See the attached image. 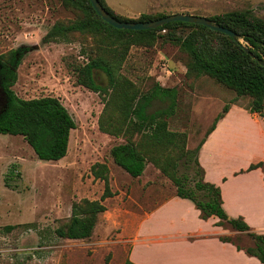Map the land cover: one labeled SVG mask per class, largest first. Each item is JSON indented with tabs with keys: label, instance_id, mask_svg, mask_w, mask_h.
<instances>
[{
	"label": "rangeland",
	"instance_id": "rangeland-1",
	"mask_svg": "<svg viewBox=\"0 0 264 264\" xmlns=\"http://www.w3.org/2000/svg\"><path fill=\"white\" fill-rule=\"evenodd\" d=\"M104 1L117 17L131 21L141 15L210 18L238 11L264 20V0ZM78 17L79 13L64 8L61 0H0V55L28 49L17 69L12 88L15 95L23 100L57 98L76 124L70 133L67 155L58 162L39 161L21 136L0 135V264H123L132 248V216L139 211L141 196L138 185L157 187L159 200L175 190L170 180L150 163L141 180L130 177L113 163L110 150L125 144L126 139L99 132L98 120L107 96L80 86L75 73L89 57L118 51L115 63L110 61L115 64L116 74L139 93H147L160 82L164 88L175 89L177 105L174 115L167 119L168 129L187 135L189 151L199 146L224 106L245 110L252 100L248 96L237 97L234 91L207 76L188 77V57L178 47L164 42V38L152 47H121L79 34H72L68 41L42 42L55 23L67 24ZM160 35H165V31ZM161 62L169 67L170 76L159 69ZM94 79L98 86L108 88L109 79L103 73L96 72ZM168 104L155 101L149 111L162 110ZM131 140L136 142L139 137ZM95 163L109 169L113 196L103 202L106 211L99 215L89 239L59 238L56 230L69 222L73 205L82 200H99L103 194L104 183L90 174ZM189 175L194 181L193 171ZM7 226L15 228L7 231ZM230 239L240 246H250L244 236ZM142 253L149 261V250ZM163 258L161 254L153 255L152 262L160 264Z\"/></svg>",
	"mask_w": 264,
	"mask_h": 264
},
{
	"label": "trees",
	"instance_id": "trees-1",
	"mask_svg": "<svg viewBox=\"0 0 264 264\" xmlns=\"http://www.w3.org/2000/svg\"><path fill=\"white\" fill-rule=\"evenodd\" d=\"M98 1L111 17L120 22H149L166 17L141 15L138 20L121 19L106 6L104 0ZM61 2L64 8L78 12L79 17L67 24L55 23L43 37V43L68 41L72 34H79L92 39L101 38L103 42L121 47H152L164 38V42L178 47L188 57V77L207 76L234 91L237 97L248 96L252 100L245 110L264 119V67L255 61H264V20L242 11L208 18L212 23L237 34V40L200 25L181 22L147 31H126L116 30L104 23L88 0ZM183 30L186 32L180 35L178 32ZM162 31H165V35H160ZM27 50H11L0 55V135L21 136L39 161L58 162L67 155L70 133L76 129V124L57 98L23 100L15 95L12 88L17 81V69ZM117 56L118 51H114L100 57H89L87 63L75 69L80 86L107 96L98 120L99 132L126 139L125 144L110 150L113 163L135 179L143 175L147 163L152 164L173 184L176 197L189 200L195 206L202 220L218 218V226L227 225L234 231L244 233L251 240V245L240 246L225 237L220 238L221 242L233 244L238 251L264 264V235L252 232L242 218H229L222 208L219 187L204 182V171L198 163V152L203 141L194 151H189L186 149L187 135L168 129L167 119L174 115L177 91L155 83L147 93H139L132 84L116 74L114 63ZM96 72L107 76L108 88L97 85L94 79ZM155 101L169 104L162 110L150 113ZM229 109L228 105L223 107L205 136L214 130L216 123ZM135 136L139 137L136 142L131 140ZM258 168L263 170L264 181V163L252 164L246 172ZM190 171L197 178L194 181H191ZM90 174L94 180L104 183L103 194L99 200H82L73 205L69 222L56 230L59 238L89 239L99 215L106 211L103 202L113 196L109 187V169L105 164L95 163L90 168ZM14 228L7 226L5 230ZM123 264L133 263L126 259Z\"/></svg>",
	"mask_w": 264,
	"mask_h": 264
},
{
	"label": "crops",
	"instance_id": "crops-1",
	"mask_svg": "<svg viewBox=\"0 0 264 264\" xmlns=\"http://www.w3.org/2000/svg\"><path fill=\"white\" fill-rule=\"evenodd\" d=\"M202 141L198 163L203 179L219 187L225 214L242 218L252 232L264 235L263 170L246 172L250 165L264 163V119L232 106ZM138 186L139 211L132 216L128 256L133 264H153L152 256L160 254L164 255L160 264H261L233 244L220 241L223 237L247 238L244 233L218 226L216 217L202 220L195 206L176 197L175 190L159 200L157 187ZM142 250H149V261Z\"/></svg>",
	"mask_w": 264,
	"mask_h": 264
},
{
	"label": "water",
	"instance_id": "water-1",
	"mask_svg": "<svg viewBox=\"0 0 264 264\" xmlns=\"http://www.w3.org/2000/svg\"><path fill=\"white\" fill-rule=\"evenodd\" d=\"M88 1L91 7L93 8V10L95 11V13L97 14V16H99L104 23L108 24L109 26H111L116 30L147 31V30L156 29L168 23L181 22V23L196 24L206 27L212 31L226 35L234 40H237L238 38L237 34L233 33L232 31L226 28H223L219 25L212 23L208 18L186 15V14L169 15L161 19L153 20L149 22H120L115 20L113 17H111L109 13H107L104 10V8L101 6L98 0H88ZM246 52L248 53L247 50ZM255 61H257L260 66L264 67V61L258 59H255Z\"/></svg>",
	"mask_w": 264,
	"mask_h": 264
},
{
	"label": "built area",
	"instance_id": "built-area-1",
	"mask_svg": "<svg viewBox=\"0 0 264 264\" xmlns=\"http://www.w3.org/2000/svg\"><path fill=\"white\" fill-rule=\"evenodd\" d=\"M159 69L164 72V75L166 77L170 76L171 75V72H170V69L169 67L166 65V63L164 62H161L160 65H159ZM160 85H161V82H160ZM162 86V85H161Z\"/></svg>",
	"mask_w": 264,
	"mask_h": 264
}]
</instances>
